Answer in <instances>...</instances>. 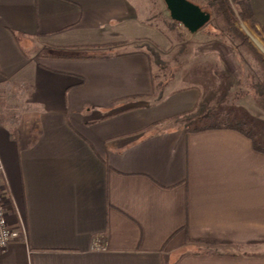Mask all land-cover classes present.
Here are the masks:
<instances>
[{
  "label": "crops",
  "instance_id": "0c3cea01",
  "mask_svg": "<svg viewBox=\"0 0 264 264\" xmlns=\"http://www.w3.org/2000/svg\"><path fill=\"white\" fill-rule=\"evenodd\" d=\"M146 38L168 47L130 0H0V188L20 237L0 264H264V154L169 120L202 93H159Z\"/></svg>",
  "mask_w": 264,
  "mask_h": 264
},
{
  "label": "rangeland",
  "instance_id": "374dc122",
  "mask_svg": "<svg viewBox=\"0 0 264 264\" xmlns=\"http://www.w3.org/2000/svg\"><path fill=\"white\" fill-rule=\"evenodd\" d=\"M189 1L197 5L204 3V0ZM130 2L143 23L167 41L168 47L163 48L147 38L140 42L150 56L152 53L157 56L152 59V69L159 93L196 86L202 98L209 100L208 106L216 112L217 119L246 114L247 120L243 119L246 127L264 124V109L258 104L252 87L255 82L263 81V71L244 45L228 33L217 11L210 10V20L197 32L190 33L180 23L170 22L172 19L163 0ZM236 26L264 56V40L254 34L251 25L237 20ZM173 122L184 124L181 120ZM258 126L255 129L264 144Z\"/></svg>",
  "mask_w": 264,
  "mask_h": 264
},
{
  "label": "trees",
  "instance_id": "16d2710c",
  "mask_svg": "<svg viewBox=\"0 0 264 264\" xmlns=\"http://www.w3.org/2000/svg\"><path fill=\"white\" fill-rule=\"evenodd\" d=\"M199 6L209 12L210 10H215L221 16L222 21L224 22L225 29L235 37L244 47L252 54L256 63L259 65L260 69L264 74V56L261 54L249 41V38L244 34L238 26H236V21L247 22L251 25V29L255 35L261 36L264 40V31L258 28V21L252 11L250 0H204L203 4ZM170 22L175 23L176 21L171 20ZM49 56H59V57H68L67 54L59 53H50ZM157 57L154 53L149 55L151 60V66L153 64V57ZM152 78L155 89L156 87V76L152 71ZM153 87V88H154ZM252 87L254 88L255 98L264 109V79L261 82H255ZM209 100L206 98H201L195 108L187 112H183L176 116L169 118L171 121H182L185 126L188 127L190 131H202L207 129L214 128H231L239 131L240 133L247 136L252 140L254 149L260 151L264 154V144L259 141V132L255 129L257 124L254 126L246 127L243 123L244 118L247 120V115L242 116L227 115L225 119L219 118L216 116V112L212 110L209 106ZM242 117V118H241ZM252 119V117H251ZM250 119L251 122H254ZM256 123V122H255ZM260 126V127H259ZM259 130L261 131L262 138L264 137V124H259ZM152 128V127H151Z\"/></svg>",
  "mask_w": 264,
  "mask_h": 264
},
{
  "label": "water",
  "instance_id": "95a60500",
  "mask_svg": "<svg viewBox=\"0 0 264 264\" xmlns=\"http://www.w3.org/2000/svg\"><path fill=\"white\" fill-rule=\"evenodd\" d=\"M169 17L190 33L197 32L211 18L210 12L189 0H163Z\"/></svg>",
  "mask_w": 264,
  "mask_h": 264
},
{
  "label": "built area",
  "instance_id": "2783aa9c",
  "mask_svg": "<svg viewBox=\"0 0 264 264\" xmlns=\"http://www.w3.org/2000/svg\"><path fill=\"white\" fill-rule=\"evenodd\" d=\"M19 238V232L8 224L2 190L0 188V250H4L9 244L19 240Z\"/></svg>",
  "mask_w": 264,
  "mask_h": 264
}]
</instances>
